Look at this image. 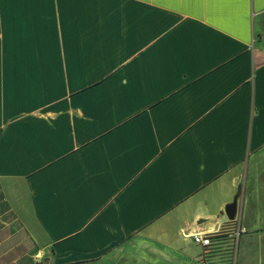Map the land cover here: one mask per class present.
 Here are the masks:
<instances>
[{"label": "crops", "instance_id": "crops-1", "mask_svg": "<svg viewBox=\"0 0 264 264\" xmlns=\"http://www.w3.org/2000/svg\"><path fill=\"white\" fill-rule=\"evenodd\" d=\"M263 152L264 0H0V264H207Z\"/></svg>", "mask_w": 264, "mask_h": 264}, {"label": "rangeland", "instance_id": "rangeland-1", "mask_svg": "<svg viewBox=\"0 0 264 264\" xmlns=\"http://www.w3.org/2000/svg\"><path fill=\"white\" fill-rule=\"evenodd\" d=\"M244 178L252 197L240 221L249 229L232 250L220 248L222 253L207 264H264V152L247 162Z\"/></svg>", "mask_w": 264, "mask_h": 264}, {"label": "built area", "instance_id": "built-area-1", "mask_svg": "<svg viewBox=\"0 0 264 264\" xmlns=\"http://www.w3.org/2000/svg\"><path fill=\"white\" fill-rule=\"evenodd\" d=\"M220 230L218 229L217 231L213 232V233H198V234H194L191 235V239L193 241V243L203 247L204 249L207 248H211L213 246L212 240H211V236L218 233ZM245 233V230L237 225H234V227H232V232L230 233V237H231V250L232 248H234V246L236 245L239 237Z\"/></svg>", "mask_w": 264, "mask_h": 264}, {"label": "trees", "instance_id": "trees-1", "mask_svg": "<svg viewBox=\"0 0 264 264\" xmlns=\"http://www.w3.org/2000/svg\"><path fill=\"white\" fill-rule=\"evenodd\" d=\"M232 227H234V224H230L227 228H221L220 231L214 235L211 236V240L213 243L212 247H215L217 249H220L222 247H225V251L231 250V237L230 233L232 232Z\"/></svg>", "mask_w": 264, "mask_h": 264}, {"label": "water", "instance_id": "water-1", "mask_svg": "<svg viewBox=\"0 0 264 264\" xmlns=\"http://www.w3.org/2000/svg\"><path fill=\"white\" fill-rule=\"evenodd\" d=\"M227 216L229 219H233L234 216V206H231L229 210H227ZM202 223V221H198L191 227H189L187 230H185L184 235L191 236L198 233H208L213 230V227H205L201 228L199 225Z\"/></svg>", "mask_w": 264, "mask_h": 264}]
</instances>
